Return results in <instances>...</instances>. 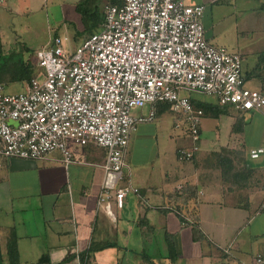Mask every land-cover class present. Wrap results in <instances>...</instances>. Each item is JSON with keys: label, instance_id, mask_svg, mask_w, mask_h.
I'll list each match as a JSON object with an SVG mask.
<instances>
[{"label": "crops", "instance_id": "1", "mask_svg": "<svg viewBox=\"0 0 264 264\" xmlns=\"http://www.w3.org/2000/svg\"><path fill=\"white\" fill-rule=\"evenodd\" d=\"M82 1L86 3L82 14L95 19L96 26L86 32L87 37L101 27L103 5L109 0L59 3L79 14ZM29 2L1 0L0 16L21 11ZM185 2L203 6L201 21L208 41H212L210 30L215 24L222 34L246 33L243 44L235 42L231 48L245 54L244 68L256 73L252 80L244 77L246 87L264 93V0ZM56 35L75 43L64 28L40 48ZM6 36L0 23L8 65L15 68L22 59L29 60L36 73L34 52L40 48L30 53L27 46L6 49ZM3 77L0 94L16 93L4 88L9 82L25 81L26 89L27 79H18L17 74ZM167 107L160 104L154 120L138 124L130 136L120 186L130 182L138 192L127 194L115 220L97 204L105 148L68 140L70 163L63 162L58 150L37 159L0 154L1 260L6 262L10 239H16L19 264H250L257 254L264 257V159L248 155L249 148L264 144L262 113L240 115L234 108L239 118L231 120L221 113V106L218 114L204 115L202 121L220 117V136L202 137L201 123L198 151L194 158L184 160L177 157V149L192 142L182 129L181 113L171 118L174 132L164 135L162 130L159 139ZM175 123H180L179 132ZM255 133L257 140L252 137Z\"/></svg>", "mask_w": 264, "mask_h": 264}, {"label": "built area", "instance_id": "2", "mask_svg": "<svg viewBox=\"0 0 264 264\" xmlns=\"http://www.w3.org/2000/svg\"><path fill=\"white\" fill-rule=\"evenodd\" d=\"M203 10L185 0L108 2L101 27L78 44L52 37L35 50L38 71L26 89L0 94V154L37 159L58 150L70 163L68 140L105 148L97 204L115 220L127 194L138 192L130 182L120 186L130 136L154 120L158 105L183 116L192 142L177 149L184 160L198 151L204 117L189 93L264 118V93L246 87L239 54L205 38ZM145 106L146 114L131 113ZM263 154L264 144L248 150L251 159ZM250 264H264V257L257 254Z\"/></svg>", "mask_w": 264, "mask_h": 264}, {"label": "rangeland", "instance_id": "3", "mask_svg": "<svg viewBox=\"0 0 264 264\" xmlns=\"http://www.w3.org/2000/svg\"><path fill=\"white\" fill-rule=\"evenodd\" d=\"M20 1L23 2V0ZM85 5H86L85 1H82L79 4V6L81 7L80 10L81 13L78 14L75 11V9L72 7L70 8V6L67 5H65L64 7L60 6L59 0H30L28 6L27 7L24 6L23 8H21V11L14 12L9 16L6 15L0 16V23L2 26V30L7 35L6 39L9 40L6 49L15 48L19 50L27 46L28 51L30 53L32 52V50L40 48L43 44H45L48 41L49 36L52 35L55 31L61 34L64 31V28L67 29L70 35L77 33L76 36L72 35V37L74 36L73 40H75L74 41L75 43L73 45L78 44L86 37L87 31H92L96 28V26L93 24L95 19L88 17V14H82ZM98 14L100 15L101 18V11ZM210 32L213 33L211 37L212 41L211 42L209 41L211 44L217 47L220 46L224 47L228 52H234L239 54L241 59L242 76L245 77L246 79L252 80V78L256 76V73L251 68H244V62H246L245 54L241 56L242 53L240 51L231 48L235 44V42H238L239 44H243V42L247 39L246 33L243 32L242 34L239 33L237 35L227 34V33L222 34V31H220V25L218 26L217 24H215V26L210 30ZM216 43H219L220 46H218V44L216 45ZM27 76H28L27 74H22L19 76L18 79L22 78L21 80H24L27 78ZM6 84L7 85L4 86V88L8 87L7 91L18 92V91H23L25 86V81L22 82L15 81ZM189 95L195 98L197 101L203 103H208L211 105H215L216 103V98L213 95L194 93V92L189 93ZM159 106L160 105L157 106V109L159 108ZM146 109L148 111V107L146 106L142 108L136 107L131 110V113L133 115H138V114L140 115V113L146 114L147 113V112L145 113ZM218 109L220 112V107ZM164 110H166V108ZM167 110L163 111V116L166 117L163 119V123L165 126L162 123L161 126H164L165 128H160L159 126V129H161V131L159 132V139L163 135L162 130L164 131V135L167 134L166 132H168V134L169 132L172 131L174 132V128H172L171 126V120H172L171 118L179 114V112L177 113L170 106L167 107ZM237 111L234 109L232 105H224L221 109V113L222 114L226 113L231 118V120L232 118L235 117L239 118ZM243 113H244L243 111H239L240 115H243ZM163 116L158 119L161 120ZM202 123L204 124L202 137H204L205 139H213L218 135L220 136V117L217 119L213 117H205ZM175 124H174L175 130L179 132L181 128L180 123H177L176 125ZM183 124L184 126L182 125V129L183 130L185 129L186 132V124L184 120H183ZM259 131L257 129V132ZM221 135L222 138L226 137L224 132H222ZM252 137L256 140L259 139V136L256 133L253 134ZM166 140L168 139L166 138ZM184 140H186V138H184ZM187 141L188 140H186V142ZM178 142L179 140L176 142V144ZM262 158L264 159V154ZM154 246H156V244H154Z\"/></svg>", "mask_w": 264, "mask_h": 264}, {"label": "trees", "instance_id": "4", "mask_svg": "<svg viewBox=\"0 0 264 264\" xmlns=\"http://www.w3.org/2000/svg\"><path fill=\"white\" fill-rule=\"evenodd\" d=\"M110 3H120L121 0H109ZM103 21V18H102ZM92 33V32H91ZM90 33V34H91ZM88 34V35H90ZM9 57L7 54L4 53L2 49V44L0 40V82H2V79L4 78L3 76H7L8 74H17V76H20L22 74H27V81H29V78L34 75V66L29 60H21L20 64L13 68L8 65ZM28 61V62H27ZM22 79V78H21ZM191 98L192 104L194 105L195 108H200L202 109L203 115H209L211 113H217L219 112V107L222 105L215 104L211 105L208 103H203L200 101H197L195 98ZM168 105V104H167ZM6 255L7 259L6 262L4 260H1L0 258V264H19L18 260V251H17V244H16V239H10L6 243ZM42 259L40 258L37 263L41 262Z\"/></svg>", "mask_w": 264, "mask_h": 264}]
</instances>
